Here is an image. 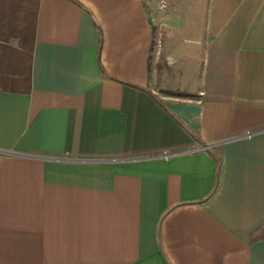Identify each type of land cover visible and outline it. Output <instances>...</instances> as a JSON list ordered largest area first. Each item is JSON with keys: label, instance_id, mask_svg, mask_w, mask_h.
Wrapping results in <instances>:
<instances>
[{"label": "crops", "instance_id": "1", "mask_svg": "<svg viewBox=\"0 0 264 264\" xmlns=\"http://www.w3.org/2000/svg\"><path fill=\"white\" fill-rule=\"evenodd\" d=\"M181 28L197 92L157 97L142 0H39L30 91H0V264H264V0Z\"/></svg>", "mask_w": 264, "mask_h": 264}, {"label": "rangeland", "instance_id": "2", "mask_svg": "<svg viewBox=\"0 0 264 264\" xmlns=\"http://www.w3.org/2000/svg\"><path fill=\"white\" fill-rule=\"evenodd\" d=\"M146 4L148 17L152 26V41L150 48V72L152 80L148 84L149 90L157 97L166 93H176L189 97L197 90L182 86L186 83L183 70L186 69V57L190 48L183 44L199 45L205 38L204 32L187 31L181 28L203 22L207 0H142ZM174 25V28L172 27ZM199 26V25H198ZM10 44H16V39H10ZM196 54L199 48H195ZM194 59V55L187 56ZM180 63L184 65H180ZM195 63V74L198 72L199 62ZM193 65V64H192ZM179 81V82H178ZM179 83V86L178 84Z\"/></svg>", "mask_w": 264, "mask_h": 264}, {"label": "trees", "instance_id": "3", "mask_svg": "<svg viewBox=\"0 0 264 264\" xmlns=\"http://www.w3.org/2000/svg\"><path fill=\"white\" fill-rule=\"evenodd\" d=\"M39 0H0V91H30ZM17 39V45L7 42Z\"/></svg>", "mask_w": 264, "mask_h": 264}, {"label": "water", "instance_id": "4", "mask_svg": "<svg viewBox=\"0 0 264 264\" xmlns=\"http://www.w3.org/2000/svg\"><path fill=\"white\" fill-rule=\"evenodd\" d=\"M211 146H214V145H211ZM207 147H209V146H208V145H205V146H203L202 148L205 149V148H207Z\"/></svg>", "mask_w": 264, "mask_h": 264}]
</instances>
